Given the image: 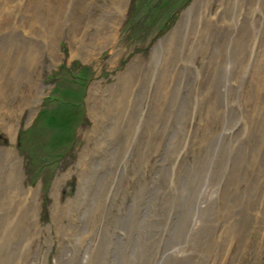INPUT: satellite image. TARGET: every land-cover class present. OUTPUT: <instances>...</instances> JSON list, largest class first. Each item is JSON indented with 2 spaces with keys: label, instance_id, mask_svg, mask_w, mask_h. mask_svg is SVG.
Instances as JSON below:
<instances>
[{
  "label": "rangeland",
  "instance_id": "rangeland-1",
  "mask_svg": "<svg viewBox=\"0 0 264 264\" xmlns=\"http://www.w3.org/2000/svg\"><path fill=\"white\" fill-rule=\"evenodd\" d=\"M0 146V264H264V0H0Z\"/></svg>",
  "mask_w": 264,
  "mask_h": 264
},
{
  "label": "bare ground",
  "instance_id": "bare-ground-1",
  "mask_svg": "<svg viewBox=\"0 0 264 264\" xmlns=\"http://www.w3.org/2000/svg\"><path fill=\"white\" fill-rule=\"evenodd\" d=\"M123 8H125V6L122 5L120 12H122L124 10ZM60 9L62 11V8H60ZM61 14H62V12L60 13V15L58 14V15L53 16L54 19L58 18V17L60 18ZM122 16H120L119 18L115 17V20L113 21L114 24L111 27L109 33L105 34V36H104V40L105 41L109 42L110 40H112L114 38V34H116V30H117L116 26H117L119 20L122 18ZM90 88H91V92H90L89 98H88L89 99V103H90V109L89 110H90V113L92 115V120H94V122H96L97 119L100 118V114H99V111L97 110V106L96 105H95L96 107L93 106V103L96 104L95 93H96L97 90H95L96 86L95 87H90ZM121 102L118 101V103L116 102L115 105L118 106ZM89 130H90V128H89ZM89 130H88V132H86L87 134L90 132ZM7 131L9 133L10 140L11 141L14 140V134L12 132V127L10 126L9 128H7ZM3 149L4 148H2L0 146V155H2V154L5 155V153L2 152ZM86 151H88V149L87 150L84 149L82 151V156L86 154ZM7 152H8L7 155H9L14 160L15 165H13V168L10 169V171L5 175V177H6L5 179L10 185L12 183H14V182H18V181L22 182L21 180H22V177H23L22 176L23 173H22V167H21V163H20V156H19L18 152L13 147L7 148ZM64 178H65V176L62 173H60V175L56 178V180H55V182L53 184V188H52V196H53L52 205H53L54 208H56V205L61 204L60 198L58 196V192L60 191V188L62 186L61 184L64 182ZM19 187H21V192L23 194L30 195L26 199L27 200H31L32 207L37 206V204H38V193H37V191L33 190V189H30V190L26 189V187H24V185L22 183H21V186H19ZM68 201H69V199L67 200V202Z\"/></svg>",
  "mask_w": 264,
  "mask_h": 264
},
{
  "label": "trees",
  "instance_id": "trees-1",
  "mask_svg": "<svg viewBox=\"0 0 264 264\" xmlns=\"http://www.w3.org/2000/svg\"><path fill=\"white\" fill-rule=\"evenodd\" d=\"M50 118V117H49ZM51 119H52V117H51Z\"/></svg>",
  "mask_w": 264,
  "mask_h": 264
}]
</instances>
